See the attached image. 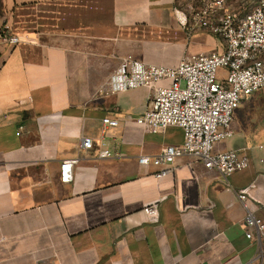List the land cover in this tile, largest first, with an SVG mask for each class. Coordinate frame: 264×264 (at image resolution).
<instances>
[{"label": "crops", "instance_id": "obj_1", "mask_svg": "<svg viewBox=\"0 0 264 264\" xmlns=\"http://www.w3.org/2000/svg\"><path fill=\"white\" fill-rule=\"evenodd\" d=\"M258 2L229 0L228 11L245 17ZM183 5L0 0V31L21 41L0 37V264H264L245 223L249 213L264 223V90L244 99L235 135L217 145L251 162L225 180L187 156L157 179L160 168L139 158L183 146V130L149 135L137 124L153 89L104 88L125 58L177 67L225 50L221 38L179 24ZM105 149L110 158L99 157ZM64 160H78L68 184Z\"/></svg>", "mask_w": 264, "mask_h": 264}, {"label": "built area", "instance_id": "obj_2", "mask_svg": "<svg viewBox=\"0 0 264 264\" xmlns=\"http://www.w3.org/2000/svg\"><path fill=\"white\" fill-rule=\"evenodd\" d=\"M229 0H182L176 17L184 28L203 30L225 42L223 52L185 56L177 67L149 64L134 58H125L113 72L104 87L107 92L120 93L138 88L154 90L153 99L136 122L149 135L165 132L170 127L181 128L184 144L166 146L156 156H141L143 166L160 168L155 175L163 179L173 173L176 162L183 156L217 172L227 180L233 173L250 167L248 156L239 151H219L217 145L230 140L234 114L244 99L264 90V0L245 17L228 11ZM0 37L11 45L20 38L11 35L7 28ZM225 70V78L219 77ZM104 127L117 128L119 122L103 119ZM92 138H84L82 148L92 150ZM109 150L100 158H110ZM78 160H64L60 166V179L64 184L73 182ZM239 199L244 202L245 194ZM150 216L155 209H147ZM246 236L252 240L255 231L261 241L264 258V223L252 213L245 217Z\"/></svg>", "mask_w": 264, "mask_h": 264}]
</instances>
